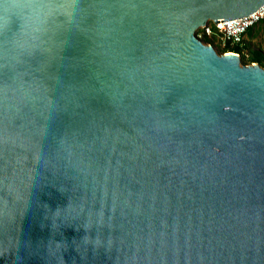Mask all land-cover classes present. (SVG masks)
I'll use <instances>...</instances> for the list:
<instances>
[{
  "label": "water",
  "instance_id": "water-1",
  "mask_svg": "<svg viewBox=\"0 0 264 264\" xmlns=\"http://www.w3.org/2000/svg\"><path fill=\"white\" fill-rule=\"evenodd\" d=\"M0 29V264H264V67L196 31L264 0H40Z\"/></svg>",
  "mask_w": 264,
  "mask_h": 264
},
{
  "label": "clouds",
  "instance_id": "clouds-1",
  "mask_svg": "<svg viewBox=\"0 0 264 264\" xmlns=\"http://www.w3.org/2000/svg\"><path fill=\"white\" fill-rule=\"evenodd\" d=\"M78 0H73L76 4ZM43 15L40 0H0V29L6 28L16 17L23 26L38 25Z\"/></svg>",
  "mask_w": 264,
  "mask_h": 264
},
{
  "label": "built area",
  "instance_id": "built-area-1",
  "mask_svg": "<svg viewBox=\"0 0 264 264\" xmlns=\"http://www.w3.org/2000/svg\"><path fill=\"white\" fill-rule=\"evenodd\" d=\"M261 20H264V3L253 14L229 21L217 22L213 25L215 26V29L223 35L225 41H229L231 45H235L241 44L247 30ZM201 29L206 35L212 33L209 25ZM200 35L201 33L197 34L198 37H200Z\"/></svg>",
  "mask_w": 264,
  "mask_h": 264
},
{
  "label": "rangeland",
  "instance_id": "rangeland-1",
  "mask_svg": "<svg viewBox=\"0 0 264 264\" xmlns=\"http://www.w3.org/2000/svg\"><path fill=\"white\" fill-rule=\"evenodd\" d=\"M207 24L210 26L212 33L207 35L210 38V43H206V44H211L218 54H221L224 52H233L231 51L230 48H225L226 42L223 38V35H221V33H219L217 29H215V26L213 25V23L211 21H208ZM200 29L196 31L197 34L200 32ZM242 45H243V48H242L243 52L245 53L248 52V48H260L264 52V22H259L254 27H252L251 34L246 33ZM223 50H227V51H223Z\"/></svg>",
  "mask_w": 264,
  "mask_h": 264
},
{
  "label": "trees",
  "instance_id": "trees-1",
  "mask_svg": "<svg viewBox=\"0 0 264 264\" xmlns=\"http://www.w3.org/2000/svg\"><path fill=\"white\" fill-rule=\"evenodd\" d=\"M260 22H264V20H261ZM202 32H203V30L200 29L199 33H201V35L198 38L204 43H210L209 36H207L204 32L203 33ZM251 32H252V27H250L246 33L251 34ZM196 35H197V33H196ZM243 41H244V39H243ZM225 42H226L225 48H230L231 51L236 52L240 55V61L242 64H249V63L256 62L259 65L264 66V52L260 48H248V52L245 53V52H243V49H242L243 48V45H242L243 42L241 44H235V45H231L229 41H225ZM223 51H227V50H223Z\"/></svg>",
  "mask_w": 264,
  "mask_h": 264
}]
</instances>
